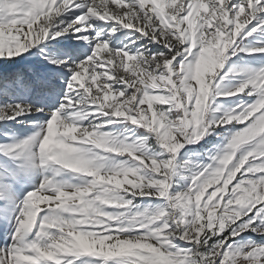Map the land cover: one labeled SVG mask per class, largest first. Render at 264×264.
<instances>
[{
	"label": "snow or ice",
	"instance_id": "snow-or-ice-1",
	"mask_svg": "<svg viewBox=\"0 0 264 264\" xmlns=\"http://www.w3.org/2000/svg\"><path fill=\"white\" fill-rule=\"evenodd\" d=\"M254 33L264 0H0V264H264V66L220 75Z\"/></svg>",
	"mask_w": 264,
	"mask_h": 264
},
{
	"label": "rangeland",
	"instance_id": "rangeland-1",
	"mask_svg": "<svg viewBox=\"0 0 264 264\" xmlns=\"http://www.w3.org/2000/svg\"><path fill=\"white\" fill-rule=\"evenodd\" d=\"M254 36H257V40H253L252 37H248L247 40L244 41L245 44H248L250 46H260L261 44H264V36L258 33H254ZM259 41V44L258 42ZM261 66H264V55H256V56H246L245 54L241 53L236 57H233L231 60H229L223 71L220 73L221 76H224L226 73H229L230 69L233 67L239 68H251V69H257ZM246 78V74H229L227 78L223 81L222 87L227 88H233L237 86L243 79ZM230 99H238V97H232ZM120 129H123L124 126L120 125L117 126ZM194 147H199V145H195ZM198 161H194L193 163H197ZM136 203L141 204L142 206L144 204L149 203L148 201L140 202L137 201ZM153 204L159 203L158 201L151 202Z\"/></svg>",
	"mask_w": 264,
	"mask_h": 264
}]
</instances>
